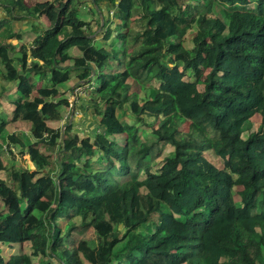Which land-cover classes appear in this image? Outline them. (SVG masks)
<instances>
[{
  "label": "trees",
  "instance_id": "16d2710c",
  "mask_svg": "<svg viewBox=\"0 0 264 264\" xmlns=\"http://www.w3.org/2000/svg\"><path fill=\"white\" fill-rule=\"evenodd\" d=\"M89 2L0 0V264H264V0Z\"/></svg>",
  "mask_w": 264,
  "mask_h": 264
},
{
  "label": "rangeland",
  "instance_id": "374dc122",
  "mask_svg": "<svg viewBox=\"0 0 264 264\" xmlns=\"http://www.w3.org/2000/svg\"><path fill=\"white\" fill-rule=\"evenodd\" d=\"M27 2L28 5H35L37 3H46V2H50L52 0H25ZM85 3V8H83V13L81 18L85 21L88 22H96L97 17L94 16L93 14H91V7H90V2L89 0H81ZM4 9L0 8V18H6L5 13H4ZM53 19V18H52ZM42 20L44 23H42V26L45 28L50 27L54 24L55 20ZM9 22H11V26L12 29L15 33H23V37L24 40L28 39V43H31L34 39L33 33H32V26L31 23L29 21H15L9 18L8 19ZM192 38H193V31L189 32L184 39L182 40V46L184 48L190 49L193 47V42H192ZM11 43H13L15 46L18 47V40L16 39H12L10 40ZM5 43V41H1L0 42V46H2ZM173 51H176L177 49L172 48ZM79 52L77 51H73L72 54L73 56H76ZM13 55V54H12ZM79 55V54H78ZM14 56H16V53L14 54ZM0 70H3V66L0 62ZM11 85L8 83H5L2 78L0 77V88L1 87H7V89L11 88ZM133 87L134 90L138 88V85L136 83H133ZM78 97H89V92H87V90L79 88L76 92H75V98L72 97L70 98V102L73 103V101L77 102L78 101ZM68 97H70V95H67ZM76 105V104H75ZM79 107H80V112L79 114H75L76 116H74L73 121L75 120V131L78 132L79 134L82 135H87L90 131H96L98 128V123L100 121V115L97 111H85L84 109L86 107L87 104H81V101H79ZM67 121V120H65ZM30 123H20V124H16L13 126V129L15 131H21V132H26V136L31 139L32 135L30 134L29 130H30ZM188 129V125L186 126V130ZM18 153V152H17ZM10 156H7V158L5 159L6 161H8L11 164H13L14 162L10 159ZM17 161H19L22 166L26 169H28L29 171H32L35 167L33 166V164H31V160L29 156L26 157H22V156H18L17 157ZM206 159L212 163L214 166H216L217 168H220L222 166V162L219 159V157H217L212 151L207 153V157ZM207 167L210 166L209 163H206ZM2 190H0V202L1 199L5 198L7 196V192L5 189H3V187H1ZM33 219H31L32 221ZM16 233V227L12 226L11 229L9 230L8 234H15ZM84 238L86 240H92V241H96L97 240V236L94 230H89L85 235ZM29 246V245H27ZM0 251L2 253H4L6 256H12L14 254L17 253H23L22 250V246L21 244H18L15 242V239H2L0 238Z\"/></svg>",
  "mask_w": 264,
  "mask_h": 264
},
{
  "label": "water",
  "instance_id": "95a60500",
  "mask_svg": "<svg viewBox=\"0 0 264 264\" xmlns=\"http://www.w3.org/2000/svg\"><path fill=\"white\" fill-rule=\"evenodd\" d=\"M98 12L100 13V18H101V27H103L104 23H105V18L104 16L102 15L100 9L98 8ZM94 71V70H93ZM94 73V72H93ZM72 97L75 98V90L73 89V92H72ZM75 116V101H73V107H72V112L70 114V123L69 125L72 123L73 121V118ZM66 129V127L64 128V130ZM63 140H64V131H63ZM35 168L32 170L34 171Z\"/></svg>",
  "mask_w": 264,
  "mask_h": 264
},
{
  "label": "crops",
  "instance_id": "0c3cea01",
  "mask_svg": "<svg viewBox=\"0 0 264 264\" xmlns=\"http://www.w3.org/2000/svg\"><path fill=\"white\" fill-rule=\"evenodd\" d=\"M31 164H32V162H31Z\"/></svg>",
  "mask_w": 264,
  "mask_h": 264
}]
</instances>
